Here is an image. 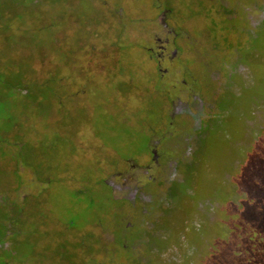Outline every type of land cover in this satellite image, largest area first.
Instances as JSON below:
<instances>
[{
	"label": "rangeland",
	"instance_id": "obj_1",
	"mask_svg": "<svg viewBox=\"0 0 264 264\" xmlns=\"http://www.w3.org/2000/svg\"><path fill=\"white\" fill-rule=\"evenodd\" d=\"M0 264H264V0H0Z\"/></svg>",
	"mask_w": 264,
	"mask_h": 264
},
{
	"label": "flooded vegetation",
	"instance_id": "obj_2",
	"mask_svg": "<svg viewBox=\"0 0 264 264\" xmlns=\"http://www.w3.org/2000/svg\"><path fill=\"white\" fill-rule=\"evenodd\" d=\"M180 104H183V102L182 103H180ZM199 104H201V100H200V102H199ZM184 105V104H183ZM187 108H191V107H189L188 106V104L185 106V112L186 111H189V109H187ZM149 155H151V158L152 159H156V162L158 163V165L160 166L161 164L164 166L163 168H166L165 170H168L169 171V166H171V164H168V163H166V162H169V161H173V160H164V161H160V157L156 154V151L154 152L153 150H151L150 148H149V146H147L146 147V150H145ZM157 156H158V158H157ZM151 162H153V161H151ZM174 162H176V161H174ZM163 168H161V170L163 171V173L165 174V176H167V172L163 169ZM163 174V175H164ZM152 178L153 177H151L150 176V178L149 177H147V180H152ZM154 179V178H153ZM168 179H170V177L168 176ZM142 186H143V188L142 189H146L147 188V184L146 183H144V184H142ZM141 187V186H140ZM141 193V192H140ZM138 193L137 192H134V194L132 195V199H130L131 200V204H136L137 202L139 203V202H141V203H143V202H147V201H149V199H150V196L149 195H147V196H144V197H141V196H138L137 195ZM145 194V193H144ZM145 199H147V200H145ZM154 199V198H153ZM152 203H145V205L144 206H149V208H152V209H154L155 208V206H156V203L152 206L151 205ZM128 225H130V223H128ZM130 236H133L134 237V232L131 230L130 232ZM126 235H129V234H126ZM138 240H140V239H138Z\"/></svg>",
	"mask_w": 264,
	"mask_h": 264
},
{
	"label": "trees",
	"instance_id": "obj_3",
	"mask_svg": "<svg viewBox=\"0 0 264 264\" xmlns=\"http://www.w3.org/2000/svg\"><path fill=\"white\" fill-rule=\"evenodd\" d=\"M20 85H21V84H20ZM12 106H13V105H12ZM11 109H12V108H11V106H10V107L8 108V110H7L8 113L6 114V117H7V116L9 117L10 112H11V111H10Z\"/></svg>",
	"mask_w": 264,
	"mask_h": 264
},
{
	"label": "crops",
	"instance_id": "obj_4",
	"mask_svg": "<svg viewBox=\"0 0 264 264\" xmlns=\"http://www.w3.org/2000/svg\"><path fill=\"white\" fill-rule=\"evenodd\" d=\"M128 236H130V234ZM130 237H132L133 239L136 238L137 240L140 239V236H138L136 234H134V237L133 236H130Z\"/></svg>",
	"mask_w": 264,
	"mask_h": 264
}]
</instances>
